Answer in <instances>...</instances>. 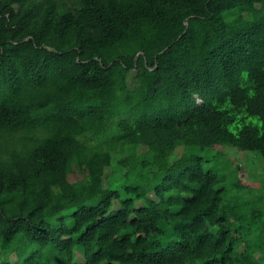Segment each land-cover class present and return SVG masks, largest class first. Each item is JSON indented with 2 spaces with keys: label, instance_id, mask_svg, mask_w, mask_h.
<instances>
[{
  "label": "trees",
  "instance_id": "16d2710c",
  "mask_svg": "<svg viewBox=\"0 0 264 264\" xmlns=\"http://www.w3.org/2000/svg\"><path fill=\"white\" fill-rule=\"evenodd\" d=\"M217 147L264 167V0H0V264H264Z\"/></svg>",
  "mask_w": 264,
  "mask_h": 264
},
{
  "label": "rangeland",
  "instance_id": "374dc122",
  "mask_svg": "<svg viewBox=\"0 0 264 264\" xmlns=\"http://www.w3.org/2000/svg\"><path fill=\"white\" fill-rule=\"evenodd\" d=\"M246 122H251L257 125H260V121L256 117H247ZM215 150L222 151L226 153L229 156V159L232 161V165H239L240 174L242 175V178H244V182L251 188H257L259 187L258 179L254 175H258L259 172H264V167L262 163L259 160H254L251 157L242 156L237 151H234L232 149H224L217 147ZM108 175L111 173L110 170H107ZM106 177V176H105ZM104 177V180L106 178ZM106 183V181L104 182ZM264 190V189H263Z\"/></svg>",
  "mask_w": 264,
  "mask_h": 264
},
{
  "label": "water",
  "instance_id": "95a60500",
  "mask_svg": "<svg viewBox=\"0 0 264 264\" xmlns=\"http://www.w3.org/2000/svg\"><path fill=\"white\" fill-rule=\"evenodd\" d=\"M198 102L200 103V100H198Z\"/></svg>",
  "mask_w": 264,
  "mask_h": 264
}]
</instances>
